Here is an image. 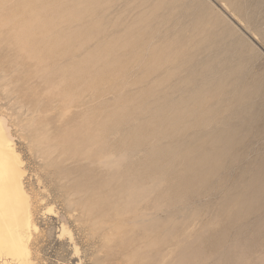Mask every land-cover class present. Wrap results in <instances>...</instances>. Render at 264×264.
Returning a JSON list of instances; mask_svg holds the SVG:
<instances>
[{
    "label": "rangeland",
    "instance_id": "rangeland-1",
    "mask_svg": "<svg viewBox=\"0 0 264 264\" xmlns=\"http://www.w3.org/2000/svg\"><path fill=\"white\" fill-rule=\"evenodd\" d=\"M148 1L0 0V129L22 169L31 264H264V207L242 201L264 181V112L224 123L227 89L196 103L189 74L224 40L263 91L264 0H183L210 14L207 38L172 17L181 0Z\"/></svg>",
    "mask_w": 264,
    "mask_h": 264
},
{
    "label": "bare ground",
    "instance_id": "bare-ground-1",
    "mask_svg": "<svg viewBox=\"0 0 264 264\" xmlns=\"http://www.w3.org/2000/svg\"><path fill=\"white\" fill-rule=\"evenodd\" d=\"M148 1V0H146ZM150 1V0H149ZM148 1V2H149ZM165 1V0H164ZM167 1V4L170 0H166ZM159 2H161L160 4L162 6H165L163 5V3L165 2H162V0H160ZM202 2V1H201ZM235 2V1H234ZM43 4V3H42ZM81 4V3H80ZM166 4V3H165ZM172 5V7L174 8L175 10V14L174 13H170L172 15V17L178 19V18H185L187 17L188 20H194L195 23L198 25L197 27H200V26H203V25H206L208 26L207 24H204L206 22V16L207 14H204L202 11H200V14L199 15V11L197 10L196 12V9L195 7L193 8L191 1H177L175 3V1H171V3H169ZM204 4V3H203ZM202 4V5H203ZM40 5V4H39ZM79 5V3H78ZM83 4H81L82 6ZM159 5V4H157ZM160 5V6H161ZM170 5V6H171ZM73 6V5H72ZM167 6V5H166ZM169 6V5H168ZM205 5H203L202 7H204ZM75 7V6H74ZM197 7V6H196ZM42 8V6H41ZM172 8V10H173ZM48 9V8H47ZM54 9V8H52ZM72 9V8H71ZM199 9V8H198ZM204 9V8H203ZM30 11V10H29ZM49 11V10H48ZM56 11V10H55ZM39 12V11H38ZM59 12V11H58ZM79 12V11H78ZM73 13V12H72ZM169 13V12H168ZM167 13V14H168ZM38 14V13H37ZM42 14V13H41ZM75 14V13H74ZM70 15V14H69ZM68 15V16H69ZM80 15V14H79ZM169 15V14H168ZM169 15V16H171ZM174 15V16H173ZM210 15V14H208ZM207 15V17H208ZM34 16V15H33ZM77 16V15H76ZM219 16V15H218ZM217 17V16H216ZM32 18V17H31ZM168 18V16H167ZM166 18V20H167ZM171 18V17H169ZM195 18V19H194ZM209 18V17H208ZM173 18H171L170 22H169V25L171 24V21H172ZM175 19V20H176ZM205 19V20H204ZM221 19V18H218V20ZM72 20V19H71ZM182 20V19H181ZM211 19H209L210 21ZM217 20V21H218ZM184 20H182L183 22ZM208 21V22H209ZM221 21V20H220ZM168 22V21H167ZM166 22V23H167ZM175 22V21H173ZM211 22V21H210ZM183 23H186V22H183ZM207 23V22H206ZM165 24V22H164ZM211 24L213 25V23H209V25L211 26ZM50 25V24H49ZM162 25V24H161ZM167 25V24H166ZM172 25V24H171ZM175 25V24H174ZM183 25V24H182ZM200 25V26H199ZM52 26V25H51ZM173 26V25H172ZM185 26V25H184ZM208 26V27H210ZM161 27V26H160ZM195 27V29L197 28ZM213 27V26H211ZM201 28V27H200ZM202 29V28H201ZM197 30V29H196ZM66 31V30H65ZM64 31V32H65ZM106 31V30H105ZM199 31V30H197ZM33 32V31H32ZM95 32V31H94ZM203 32V29L202 31L199 32V35L200 33L202 35L200 36H203L204 34V38H207L209 35L208 33L206 32V35L207 37H205V32ZM195 33V32H194ZM198 33V32H197ZM129 34V33H128ZM178 34H181V33H178ZM91 35V34H90ZM167 35V34H165ZM169 36H171L169 33H168ZM196 35V34H195ZM197 35V36H199ZM129 36V35H128ZM168 36V37H169ZM215 35L214 34H211L209 37H214ZM18 37V36H17ZM202 37V38H203ZM128 38V37H127ZM19 39V38H18ZM130 39V38H128ZM132 39V38H131ZM127 40V39H126ZM205 40V39H204ZM39 41V40H38ZM88 41V40H87ZM210 43L214 44H208L206 45L205 47V54H203L202 57H199L195 61V67L191 68V73H189L191 76H195L196 73L198 78H201L200 79V82H198V78L193 80L191 83H192V91H193V95L195 97H198L199 95L200 96H204V94L207 92V90H210L212 93H216V91L222 89V90H226V99L228 101V104L226 105L227 106V110H230V114H229V119L225 120L222 119V121L224 123H232V121H234V116L233 114L235 113H238V115H244V114H250L252 112V110L256 113H259V114H263L264 112V106L263 105H259L255 99H256V95L261 93V87L259 86L260 82L259 80L261 76H258V74L256 75H252V73L250 72H247L244 71V67L245 65L247 64V60H244L241 56L242 54L237 52L236 49H237V46L234 44V43H226L224 40H208ZM243 41V40H242ZM56 42V40L54 41ZM131 42V41H130ZM245 42V41H244ZM243 42V43H244ZM29 43V42H28ZM60 43V42H59ZM62 43V42H61ZM124 43L125 40H124ZM133 43H134V40H133ZM152 43V42H151ZM240 43V41H239ZM243 43H242V48H247L246 46L243 47ZM119 44V43H118ZM117 44V45H118ZM121 44V43H120ZM119 44V45H120ZM127 44H128V40H127ZM130 44V43H129ZM52 45V44H51ZM118 45V46H119ZM249 45V44H248ZM122 46L124 47L125 45L122 44ZM104 47V46H103ZM121 48V46H119ZM118 47V49H119ZM129 47V46H128ZM249 47V46H248ZM127 48V47H126ZM110 49V48H109ZM113 49V47H112ZM116 49V48H115ZM123 49V48H122ZM122 49H119V50H122ZM125 50V48H124ZM128 50V49H127ZM203 50V49H202ZM201 50V51H202ZM207 50V52H206ZM103 52V51H102ZM107 52V51H106ZM123 52V51H121ZM136 52V51H135ZM148 52V51H147ZM146 52V53H147ZM200 52V51H199ZM199 52H197V54H199ZM115 53H118V50L115 51ZM157 53V52H156ZM106 53H104L105 55ZM113 54V53H112ZM149 54V53H148ZM177 54H179L177 52ZM108 55V54H107ZM101 56V54H100ZM114 56V54H113ZM147 55L145 54V56L143 55V57L145 58ZM152 56V55H151ZM161 56V55H160ZM142 57V58H143ZM176 57V56H175ZM193 57V56H192ZM138 58V57H137ZM147 58H149V56H147ZM165 58V57H164ZM179 58V57H178ZM140 59V58H138ZM162 59V57H161ZM194 59V58H193ZM103 60V59H101ZM145 60V59H143ZM195 60V59H194ZM116 61V60H115ZM164 61V60H162ZM190 61H192L190 59ZM114 62V60H113ZM103 63V61H102ZM101 63V64H102ZM111 63V62H109ZM118 63V62H117ZM191 63V62H189ZM193 63V62H192ZM105 64V63H104ZM108 64V63H106ZM103 66V65H102ZM192 66V65H191ZM194 66V64H193ZM108 67V66H107ZM192 70H194V72H192ZM94 71V70H93ZM248 71V70H247ZM97 72V71H96ZM109 73V72H108ZM113 79V78H112ZM254 86L255 87H260V88H256L254 89ZM256 90V91H255ZM264 91V90H263ZM262 91V92H263ZM221 92V91H220ZM195 93V94H194ZM222 93V92H221ZM145 94V93H144ZM202 94V95H201ZM210 92L208 93V96H209ZM213 94V95H214ZM211 95V94H210ZM212 95V96H213ZM215 96V95H214ZM213 96V97H214ZM259 96V95H258ZM262 98L263 97V94L260 95ZM199 98V97H198ZM197 98V99H198ZM195 99V100H197ZM205 99L203 97V100L201 99V97L199 98V100H202V101H195L196 103H199L200 104H205ZM208 99V98H207ZM210 99V98H209ZM208 99V100H209ZM225 99V97H224ZM223 99V100H224ZM263 99V98H262ZM211 100V99H210ZM177 101V100H175ZM174 101V102H175ZM186 101V100H185ZM262 101V100H261ZM170 103V102H169ZM225 102H221V104H224ZM227 103V102H226ZM263 103V101H262ZM175 105H173V103L171 104V106H169V104H166L168 105V108L173 107L174 106H178L179 107V110H181V106H183V104H185V102L183 101V104L182 102H175L174 103ZM177 104V105H176ZM182 104V105H181ZM264 104V103H263ZM225 105V104H224ZM164 106V105H162ZM161 107V106H159ZM165 107V106H164ZM172 107V109H174ZM184 108L186 107V105L183 106ZM204 107H207L206 105L204 106H200L197 107V109H203ZM187 108V107H186ZM162 109V107H161ZM160 109V110H161ZM177 110V107L175 108ZM226 109V108H225ZM175 110V111H176ZM178 110V112H180ZM261 112V113H260ZM180 115V113H179ZM250 116V115H249ZM171 117V116H170ZM246 117V116H245ZM252 117V115H251ZM249 118L250 120L252 118ZM259 119H261L262 117L261 116H257ZM261 117V118H260ZM184 118V117H183ZM255 118V117H253ZM178 119V118H177ZM176 117H171V119H168L166 117H155L154 120H158V121H169L170 123V120H177ZM207 118H205L206 120ZM209 119V118H208ZM249 119L247 120V122H249ZM179 120H181L179 118ZM210 120V119H209ZM207 120V121H209ZM211 120H215L217 121V118L216 119H211ZM238 120V118H237ZM254 120V119H253ZM251 120L252 122H255L257 120L258 122V119H256L255 121ZM200 121V120H199ZM202 121V120H201ZM200 121V122H201ZM212 121V123H214ZM250 121V122H251ZM204 122V121H203ZM206 122V121H205ZM210 122V121H209ZM207 122V123H209ZM218 122V121H217ZM222 122V123H223ZM239 122V121H238ZM237 122V123H238ZM260 122V121H259ZM197 123V121H196ZM220 123V122H218ZM234 123V122H233ZM238 126H236L237 128ZM216 128V127H215ZM221 130V129H220ZM231 130V129H230ZM230 130H227V131H230ZM216 131L218 132V129H216ZM214 131V133L216 132ZM226 130H224L223 132H225ZM226 131V132H227ZM233 131V130H232ZM225 132V134H226ZM231 132V131H230ZM237 132V131H236ZM219 133V132H218ZM232 133V132H231ZM235 133V132H233ZM224 133H219L218 135L215 136V134L213 136H215V140L218 139L219 140H222V139H225ZM228 134V132H227ZM233 137V136H232ZM231 139V138H230ZM12 140L9 139V137H7L3 132H1V129H0V257H6V258H13L15 259L14 262H16L17 264L19 262H21L22 264H31V261H30V249L28 247V241H29V237H30V233H29V228H30V224H31V216H30V212H29V208H28V205H27V200L25 199V196H24V190H23V183H22V169H21V165H20V162L18 160V158L15 156V150H14V147H13V144L11 143ZM241 143V142H240ZM214 145V144H213ZM227 145V144H226ZM240 146V144H239ZM228 147V146H227ZM213 151H204L203 154V158L202 159H209V157H211L210 155H214L212 154ZM263 154V153H262ZM216 155V154H215ZM214 155V157H215ZM219 155V154H218ZM258 156V155H257ZM260 156V155H259ZM258 156V157H259ZM217 157V156H216ZM228 157H232V155L228 156ZM257 157V158H258ZM261 157V156H260ZM104 158V163H102L100 160H103ZM101 158L99 161L101 164H104L107 165L108 167L109 166H114L116 164H119L120 161H124L126 159V154L124 153H120V154H107V155H104V157ZM235 158V157H234ZM264 158V157H263ZM259 160L261 158H258ZM263 160V159H262ZM262 161H258L256 163H261ZM254 169V168H253ZM251 170V169H249ZM247 171V170H246ZM261 174H264V163L262 165V168L260 170ZM259 171V172H260ZM243 172V171H242ZM251 172V171H250ZM254 172V171H253ZM248 173V172H247ZM256 174V173H254ZM244 175H246L244 173ZM248 176V175H246ZM260 176V175H259ZM230 177V176H229ZM244 177V176H243ZM249 177V176H248ZM261 177L263 178V176L261 175ZM250 178V177H249ZM252 179V178H251ZM230 180V179H229ZM228 180V181H229ZM246 180V179H245ZM244 181V180H243ZM247 182V180H246ZM252 183L249 185V189L252 187V189L254 191H256V194L254 193V196H250L249 193L247 192H244L246 193L248 196H244L245 198H242V201L243 202H247V203H250V200L251 202L254 200V201H259V203L261 202V208H263L264 206L262 205L264 203V181H260L258 182V177H254L251 181ZM245 184V183H244ZM247 185V183H246ZM247 187V186H246ZM240 196V195H239ZM242 196V195H241ZM243 197V196H242ZM233 199V198H231ZM234 199H237L238 198H235ZM233 199V200H234ZM232 200V201H233ZM236 200V201H237ZM231 201V202H232ZM253 201V202H254ZM234 202V201H233ZM237 202H241V201H237ZM236 203V202H235ZM237 203V204H239ZM244 203V204H245ZM254 203H257V202H254ZM242 204V203H241ZM248 205V204H247ZM256 205V204H255ZM254 205V206H255ZM240 206V205H238ZM243 207V205H242ZM258 208V207H257ZM256 208V209H257ZM262 210V209H261ZM254 212V211H253ZM255 212L258 213V210ZM254 212V213H255ZM256 213V214H257ZM248 214V213H247ZM263 214H264V211H263ZM262 214V215H263ZM259 215V214H258ZM257 215V217H258ZM261 215V214H260ZM264 216V215H263ZM256 217V218H257ZM261 218V217H260ZM258 219V218H257ZM258 223L260 224H263L264 225V218H262L261 220L258 219ZM256 226H259V225H256ZM261 227V226H260ZM259 229V228H258ZM255 230V229H254ZM263 230V229H261ZM259 231V230H257ZM245 232V231H244ZM256 243V242H255ZM17 260V261H16ZM263 260H264V257H263Z\"/></svg>",
    "mask_w": 264,
    "mask_h": 264
},
{
    "label": "built area",
    "instance_id": "built-area-1",
    "mask_svg": "<svg viewBox=\"0 0 264 264\" xmlns=\"http://www.w3.org/2000/svg\"><path fill=\"white\" fill-rule=\"evenodd\" d=\"M0 264H17V263L11 260L2 259L0 260Z\"/></svg>",
    "mask_w": 264,
    "mask_h": 264
}]
</instances>
